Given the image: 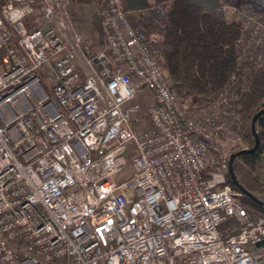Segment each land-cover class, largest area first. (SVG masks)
<instances>
[{"label": "built area", "instance_id": "2783aa9c", "mask_svg": "<svg viewBox=\"0 0 264 264\" xmlns=\"http://www.w3.org/2000/svg\"><path fill=\"white\" fill-rule=\"evenodd\" d=\"M100 1L91 54L71 0H0V264H264V214L228 181L230 155L253 146L242 83L184 103L161 40L132 22L153 10ZM237 14L243 64L264 21ZM259 162L264 187V144Z\"/></svg>", "mask_w": 264, "mask_h": 264}, {"label": "trees", "instance_id": "16d2710c", "mask_svg": "<svg viewBox=\"0 0 264 264\" xmlns=\"http://www.w3.org/2000/svg\"><path fill=\"white\" fill-rule=\"evenodd\" d=\"M225 7L222 4L212 8L195 0L168 2L162 57L174 89L186 104L209 99L228 83L232 75H236L243 85L236 101L239 132L253 145L252 120L264 108V47L259 48L261 57L248 62L246 59L243 64L240 62L238 44L244 33L234 20L235 14L231 19ZM242 65L251 69L245 78ZM256 127L260 137L258 150L234 159L233 176L229 174L228 181L244 207L250 212L264 214V187L256 175L260 166V149L264 144V112L258 117Z\"/></svg>", "mask_w": 264, "mask_h": 264}, {"label": "rangeland", "instance_id": "374dc122", "mask_svg": "<svg viewBox=\"0 0 264 264\" xmlns=\"http://www.w3.org/2000/svg\"><path fill=\"white\" fill-rule=\"evenodd\" d=\"M226 7L228 11V16L232 19V15L236 13L234 16V20L240 24L241 17L238 18V10H243L246 13L256 12L261 14V19L264 21V0H225ZM70 12L71 20L73 21L77 30L84 36L88 50L91 54H93L99 47L102 46V34L100 30L101 26V1L100 0H92L89 2H78L75 0H71V5L68 7ZM151 13H147L145 17H141L139 13L132 17V22L136 26H138L141 30H143L146 34L150 36H157L158 42H162L163 33H164V24L166 23V18L168 17V9L167 4L158 5L154 8ZM100 23V24H99ZM249 50L248 60L257 59L254 57L256 54H262L260 49L255 52V50ZM246 57V56H245ZM244 57V59H245ZM253 59V61H254ZM244 67V66H243ZM249 66H246L247 72H251ZM249 75V74H248ZM144 92L146 94H151V91L148 88H144ZM139 102L143 106V101L141 97H137L131 101V104ZM247 142H249L247 140ZM133 153L132 148L128 154L129 162L123 169V171L119 174L118 180L121 182L127 181L131 179L134 175V166L133 159L131 155ZM260 166H258L259 168ZM257 168V169H258Z\"/></svg>", "mask_w": 264, "mask_h": 264}, {"label": "crops", "instance_id": "0c3cea01", "mask_svg": "<svg viewBox=\"0 0 264 264\" xmlns=\"http://www.w3.org/2000/svg\"><path fill=\"white\" fill-rule=\"evenodd\" d=\"M171 0H124L126 7L132 11H140L146 8L156 7L158 5L167 4ZM198 3L209 6L212 8H218L222 4H225V0H195ZM226 5V4H225Z\"/></svg>", "mask_w": 264, "mask_h": 264}, {"label": "water", "instance_id": "95a60500", "mask_svg": "<svg viewBox=\"0 0 264 264\" xmlns=\"http://www.w3.org/2000/svg\"><path fill=\"white\" fill-rule=\"evenodd\" d=\"M264 112V108H262L254 117H253V120H252V133L254 135V144L253 146L250 148V149H247V150H240V151H236V152H233L231 155H230V158H229V167H230V174L233 176V161L234 159L243 154V153H247V152H255L258 150L259 146H260V137H259V134H258V131H257V127H256V121L258 119V117ZM249 196H253L252 194H250L249 192H246ZM254 197V196H253Z\"/></svg>", "mask_w": 264, "mask_h": 264}]
</instances>
